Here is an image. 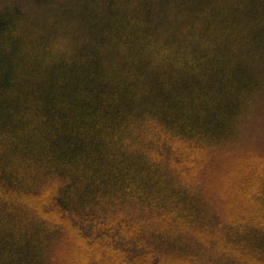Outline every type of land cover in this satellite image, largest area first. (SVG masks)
Listing matches in <instances>:
<instances>
[{
  "label": "trees",
  "instance_id": "16d2710c",
  "mask_svg": "<svg viewBox=\"0 0 264 264\" xmlns=\"http://www.w3.org/2000/svg\"><path fill=\"white\" fill-rule=\"evenodd\" d=\"M263 116L264 0H0V264H264Z\"/></svg>",
  "mask_w": 264,
  "mask_h": 264
},
{
  "label": "rangeland",
  "instance_id": "374dc122",
  "mask_svg": "<svg viewBox=\"0 0 264 264\" xmlns=\"http://www.w3.org/2000/svg\"><path fill=\"white\" fill-rule=\"evenodd\" d=\"M261 124L264 126V116L262 117V119H261ZM262 135V134H261ZM263 136V145H261V144H258L257 142L255 143V144H253V146L254 147H257V148H259V149H261V150H263L264 151V135H262ZM242 145H246V146H248V144L247 143H243ZM252 146V145H251ZM249 151H250V149H249ZM244 156V155H243ZM261 161V160H260ZM233 215V214H232ZM70 222H73L72 220H70ZM152 258H151V260L150 261H148V264H178V261L174 258V259H172V260H165V261H158V262H156L155 263V259H154V256H151ZM69 259H71L70 258V253H64V256L63 257H61L60 258V263H62V264H71V262L69 263ZM126 258H124V257H122L121 258V260L119 259V261H122V263H126Z\"/></svg>",
  "mask_w": 264,
  "mask_h": 264
}]
</instances>
